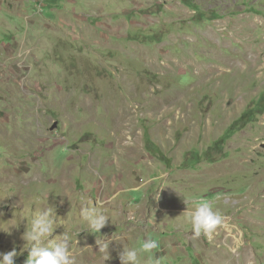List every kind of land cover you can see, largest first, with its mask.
I'll return each instance as SVG.
<instances>
[{
	"label": "rangeland",
	"instance_id": "374dc122",
	"mask_svg": "<svg viewBox=\"0 0 264 264\" xmlns=\"http://www.w3.org/2000/svg\"><path fill=\"white\" fill-rule=\"evenodd\" d=\"M0 130L15 264L48 206L75 264L149 236L164 264H264V0H0ZM199 200L225 218L210 237L188 221Z\"/></svg>",
	"mask_w": 264,
	"mask_h": 264
},
{
	"label": "clouds",
	"instance_id": "9594fccd",
	"mask_svg": "<svg viewBox=\"0 0 264 264\" xmlns=\"http://www.w3.org/2000/svg\"><path fill=\"white\" fill-rule=\"evenodd\" d=\"M102 208L103 204L99 201L95 206L81 205L80 219L84 225L83 229L99 233L108 224L110 218ZM224 219L223 214L215 210L213 203L208 200L196 202L188 214L192 233L196 237L201 234L210 237L218 227L223 226ZM57 227V217L51 206L39 211L33 210L30 223L22 236L26 241L24 250L28 252L26 264H75L70 247L72 236L69 232L50 239ZM159 248V240L149 236L136 246H124L119 252V258L121 264H141V257L144 258L143 264H164L165 258L156 255ZM19 254L21 253H18L15 247L6 253L0 252V264H15V258Z\"/></svg>",
	"mask_w": 264,
	"mask_h": 264
},
{
	"label": "bare ground",
	"instance_id": "6f19581e",
	"mask_svg": "<svg viewBox=\"0 0 264 264\" xmlns=\"http://www.w3.org/2000/svg\"><path fill=\"white\" fill-rule=\"evenodd\" d=\"M251 51V50H250ZM253 53V52H252ZM252 53H250V54H248V56L249 57H253V56H256V54L254 55V54H252ZM235 63H236V61H235ZM90 111V110H89ZM124 113V111H121L119 114H118V116H122V115H124L123 114ZM92 115V114H91ZM121 119V118H120ZM120 121V120H119ZM119 121L118 120H115V124L116 125H118L119 124ZM128 124V123H127ZM130 124V123H129ZM129 126V125H128ZM21 129V128H20ZM1 131V130H0ZM22 132H24V133H21L20 135L19 134H11V135H9L8 136V138L10 139V140H14L15 138H19V137H21L22 138V136L24 137V136H26L25 138H22L23 139V141H24V143H22V144H25V143H27V145H29V142H30V137H31V134H30V131L28 130V129H24ZM36 132V131H35ZM118 132V131H117ZM7 133V132H6ZM130 134V133H129ZM7 135V134H6ZM33 135H35V134H33ZM121 135H122V133H121ZM123 135H124V133H123ZM122 135V136H123ZM17 136V137H16ZM120 136L119 137V139H118V142H119V144H120V146L122 147V145L123 144H125V139L123 138V137H125V136ZM6 137V136H5ZM33 137H35V136H33ZM32 137V138H33ZM20 138V139H21ZM36 138H37V136H36ZM129 138V137H128ZM127 139V138H126ZM32 140V139H31ZM34 142H35V140H33ZM15 142V141H14ZM36 143V142H35ZM34 143V144H35ZM137 144V143H136ZM131 145V144H130ZM26 146V145H25ZM6 147V146H5ZM121 147H119V148H121ZM115 148V147H114ZM126 148V147H125ZM121 150V149H120ZM128 150V149H127ZM133 150V149H132ZM116 152V151H115ZM110 153V152H109ZM124 155V154H123ZM111 158V157H110ZM123 158V157H122ZM119 160V159H118ZM26 161V160H25ZM117 163V162H116ZM9 165V164H8ZM119 165V164H118ZM14 168V167H13ZM64 171V170H63ZM7 172H8V170H7ZM6 173V172H5ZM37 173V172H36ZM35 173V174H36ZM38 174H39V172H38ZM38 174H36V175H38ZM11 175H13V173L11 174ZM67 175H68V172H63L62 173V179L64 178V181H63V183L64 182H66L67 180H66V178H67ZM35 176V175H34ZM39 177V176H38ZM13 179V178H12ZM32 180V177L31 178H29V180ZM45 181V180H44ZM11 182V181H10ZM14 182V181H13ZM260 195V194H259ZM99 244V243H98ZM80 246V245H79ZM94 253V252H93ZM106 253V252H105ZM109 256V255H108ZM111 262V258H108L107 256H105V255H103V254H101V255H90V258H88V261H87V263L85 262L84 264H109Z\"/></svg>",
	"mask_w": 264,
	"mask_h": 264
},
{
	"label": "water",
	"instance_id": "95a60500",
	"mask_svg": "<svg viewBox=\"0 0 264 264\" xmlns=\"http://www.w3.org/2000/svg\"><path fill=\"white\" fill-rule=\"evenodd\" d=\"M55 126H57V123H55Z\"/></svg>",
	"mask_w": 264,
	"mask_h": 264
}]
</instances>
